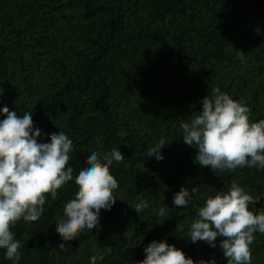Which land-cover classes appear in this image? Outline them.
<instances>
[{"label":"trees","instance_id":"trees-1","mask_svg":"<svg viewBox=\"0 0 264 264\" xmlns=\"http://www.w3.org/2000/svg\"><path fill=\"white\" fill-rule=\"evenodd\" d=\"M215 87L246 102L253 121L264 119V0H0V107L32 112L34 128L48 134L41 142L64 131L74 144V177L94 149L117 148L125 157L110 169L118 200L101 211L97 229L58 247L56 223L78 190L74 180L57 199L49 194L39 221L11 228L22 244L19 264H89L96 250L105 253L98 264H137L154 240L196 261L214 256L227 264L222 238L216 248L194 244L190 225L205 200L233 181L256 200L264 196V169L214 173L183 142L181 123ZM162 136L157 161L148 149ZM197 185L187 208L173 206L175 193ZM141 200L150 206L138 214ZM251 252L252 264H264V235L255 234ZM0 264H13L3 249Z\"/></svg>","mask_w":264,"mask_h":264},{"label":"clouds","instance_id":"clouds-1","mask_svg":"<svg viewBox=\"0 0 264 264\" xmlns=\"http://www.w3.org/2000/svg\"><path fill=\"white\" fill-rule=\"evenodd\" d=\"M245 62V54L238 52ZM4 89L0 88V96ZM202 110L190 122H182V140L197 149L195 162L201 167H210L214 173L235 171L244 167L264 169V119L253 121L252 109L243 100L233 99L219 87L211 88L201 101ZM0 249L13 264L21 260V241L15 238L11 228L21 219L31 223L39 221L45 212L50 194L58 198V190L73 181L78 186L74 198L63 206L64 218L56 223V232L62 243L79 233L93 231L100 226L102 210L110 211L116 204L114 192L119 183L110 169L125 159L120 149L101 153L92 150L87 155L88 163L74 177L69 166L73 140L62 130L50 135V142L42 129L34 128L32 112L22 117L7 106L0 107ZM120 135H126L121 131ZM166 138L148 149L149 156L162 161L161 149ZM199 192V186H184L173 196V206L187 208ZM258 201L233 181L227 191H218L205 200L198 209V218L190 225L188 238L192 243L206 242L223 252L227 264H252L251 245L255 234L264 235V211L255 207ZM150 205L141 200L134 207L139 214ZM264 208V207H261ZM160 208L157 217L166 215ZM145 258L137 264H217L213 256L196 261L186 256L182 249L166 240H154L144 248ZM105 253L96 250L89 264L103 261Z\"/></svg>","mask_w":264,"mask_h":264},{"label":"rangeland","instance_id":"rangeland-1","mask_svg":"<svg viewBox=\"0 0 264 264\" xmlns=\"http://www.w3.org/2000/svg\"><path fill=\"white\" fill-rule=\"evenodd\" d=\"M257 203L255 204V206L257 207L258 204L263 203L264 202V196L260 197L259 199H257ZM263 260H264V255H263Z\"/></svg>","mask_w":264,"mask_h":264},{"label":"water","instance_id":"water-1","mask_svg":"<svg viewBox=\"0 0 264 264\" xmlns=\"http://www.w3.org/2000/svg\"><path fill=\"white\" fill-rule=\"evenodd\" d=\"M260 204H261V203H260ZM260 204H258V205H260ZM258 205H257V206H258Z\"/></svg>","mask_w":264,"mask_h":264}]
</instances>
